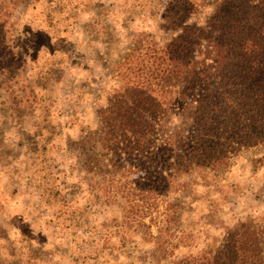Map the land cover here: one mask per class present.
<instances>
[{
  "label": "rangeland",
  "instance_id": "rangeland-1",
  "mask_svg": "<svg viewBox=\"0 0 264 264\" xmlns=\"http://www.w3.org/2000/svg\"><path fill=\"white\" fill-rule=\"evenodd\" d=\"M170 1L37 0L9 9L8 64L0 73V264L170 263L150 254L145 225L157 233L149 217L124 222L123 198H106L99 185L107 174L85 170L79 143L120 85L117 61L137 41H166ZM213 6L188 22L202 23ZM253 156L254 148L241 149L216 177H181L178 230L189 244L174 257L264 214V164ZM163 209L159 201L152 215Z\"/></svg>",
  "mask_w": 264,
  "mask_h": 264
},
{
  "label": "trees",
  "instance_id": "trees-1",
  "mask_svg": "<svg viewBox=\"0 0 264 264\" xmlns=\"http://www.w3.org/2000/svg\"><path fill=\"white\" fill-rule=\"evenodd\" d=\"M32 1L0 0V73L8 64V11ZM207 2L214 6L203 22L189 23ZM164 29L163 45L137 41L117 61L120 85L79 142L83 166L107 174L99 186L107 199L123 198L125 223L147 216L155 224L156 236L145 225L155 262L264 264V214L196 252L173 255L189 244L178 230L181 177H216L241 149L254 148L253 162L264 164V0H171ZM159 201L164 209L153 216Z\"/></svg>",
  "mask_w": 264,
  "mask_h": 264
}]
</instances>
